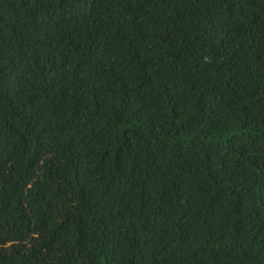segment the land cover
Here are the masks:
<instances>
[{
    "label": "trees",
    "instance_id": "16d2710c",
    "mask_svg": "<svg viewBox=\"0 0 264 264\" xmlns=\"http://www.w3.org/2000/svg\"><path fill=\"white\" fill-rule=\"evenodd\" d=\"M0 264H264V0H0Z\"/></svg>",
    "mask_w": 264,
    "mask_h": 264
}]
</instances>
